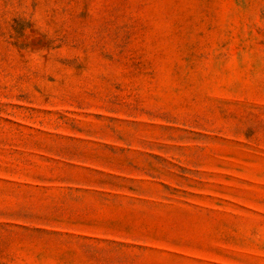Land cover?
<instances>
[{
  "label": "rangeland",
  "instance_id": "rangeland-1",
  "mask_svg": "<svg viewBox=\"0 0 264 264\" xmlns=\"http://www.w3.org/2000/svg\"><path fill=\"white\" fill-rule=\"evenodd\" d=\"M0 264H264V0H0Z\"/></svg>",
  "mask_w": 264,
  "mask_h": 264
}]
</instances>
